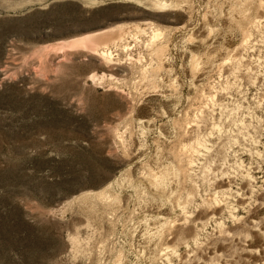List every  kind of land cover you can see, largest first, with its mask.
Here are the masks:
<instances>
[{
    "label": "rangeland",
    "instance_id": "1",
    "mask_svg": "<svg viewBox=\"0 0 264 264\" xmlns=\"http://www.w3.org/2000/svg\"><path fill=\"white\" fill-rule=\"evenodd\" d=\"M0 264H264V0H0Z\"/></svg>",
    "mask_w": 264,
    "mask_h": 264
},
{
    "label": "bare ground",
    "instance_id": "2",
    "mask_svg": "<svg viewBox=\"0 0 264 264\" xmlns=\"http://www.w3.org/2000/svg\"><path fill=\"white\" fill-rule=\"evenodd\" d=\"M136 25H138V24H136ZM124 28L122 26V27H117V28H113V29L112 28L104 29V30L98 31L97 33H92V34H88V35L85 34L84 36L82 35L81 37L73 38V39H71V40H69L67 42L65 41L64 43H61V44L58 43L59 44L58 47L62 50V47H64V46H70V47H75V46H79L80 47V46H82V47L89 48L90 50L96 52V51L99 50V47H101V49H102V47H104V46L106 47V45L109 42H112V41H115V40L119 39L120 36L123 35V33L125 31ZM153 31H155V30H153ZM140 32H142V29L140 30ZM157 34H159V33L156 30L154 32V35H157ZM103 54H105V53H103Z\"/></svg>",
    "mask_w": 264,
    "mask_h": 264
}]
</instances>
